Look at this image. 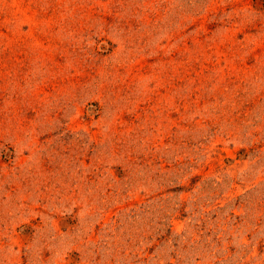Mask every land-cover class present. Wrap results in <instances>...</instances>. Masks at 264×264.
I'll return each mask as SVG.
<instances>
[{"label": "rangeland", "instance_id": "1", "mask_svg": "<svg viewBox=\"0 0 264 264\" xmlns=\"http://www.w3.org/2000/svg\"><path fill=\"white\" fill-rule=\"evenodd\" d=\"M0 264H264V0H0Z\"/></svg>", "mask_w": 264, "mask_h": 264}]
</instances>
